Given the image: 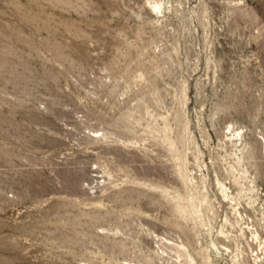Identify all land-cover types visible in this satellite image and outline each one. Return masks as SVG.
Returning <instances> with one entry per match:
<instances>
[{"label": "rangeland", "instance_id": "1", "mask_svg": "<svg viewBox=\"0 0 264 264\" xmlns=\"http://www.w3.org/2000/svg\"><path fill=\"white\" fill-rule=\"evenodd\" d=\"M129 262L264 264V0H0V264Z\"/></svg>", "mask_w": 264, "mask_h": 264}, {"label": "bare ground", "instance_id": "2", "mask_svg": "<svg viewBox=\"0 0 264 264\" xmlns=\"http://www.w3.org/2000/svg\"><path fill=\"white\" fill-rule=\"evenodd\" d=\"M155 4H158V3H155ZM159 5H160V4H159ZM238 129H239V128H238ZM184 202H185V201H184ZM161 248H163V247H161ZM179 248H180V247H179ZM160 251H161V250H157L156 253H157L158 256H160V257L163 258V253H162V252H164V250H162L161 253H160ZM176 251H177V250H176ZM191 255H192V254H191ZM179 257H180V258H181V257H185V258H186V252H185V251H181ZM129 263H130V264H136V263H133V262H129Z\"/></svg>", "mask_w": 264, "mask_h": 264}, {"label": "clouds", "instance_id": "3", "mask_svg": "<svg viewBox=\"0 0 264 264\" xmlns=\"http://www.w3.org/2000/svg\"><path fill=\"white\" fill-rule=\"evenodd\" d=\"M149 6L156 13H159L160 9L162 8V5H159V4H150Z\"/></svg>", "mask_w": 264, "mask_h": 264}]
</instances>
